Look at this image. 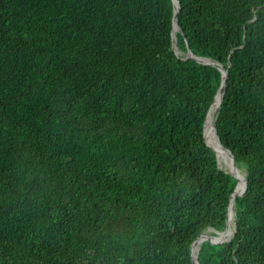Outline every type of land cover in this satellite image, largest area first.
<instances>
[{"label": "trees", "instance_id": "1", "mask_svg": "<svg viewBox=\"0 0 264 264\" xmlns=\"http://www.w3.org/2000/svg\"><path fill=\"white\" fill-rule=\"evenodd\" d=\"M177 1V49L226 71L215 128L246 178L233 237L197 260L264 264V0ZM173 16V0H0V264H192L225 229L221 73L175 53Z\"/></svg>", "mask_w": 264, "mask_h": 264}, {"label": "water", "instance_id": "2", "mask_svg": "<svg viewBox=\"0 0 264 264\" xmlns=\"http://www.w3.org/2000/svg\"><path fill=\"white\" fill-rule=\"evenodd\" d=\"M173 2H174V16H173L174 21H173V29H172V39H173V42H174V43H173V47H174V49L176 50L177 48H176V45H175L174 27H176V29H175L176 32H181V30H180V28H179V26H178V23H177V20H176V18H177V13H178V11H179V3H178L177 0H173ZM176 32H175V33H176ZM175 53L177 54L176 51H175ZM185 54H186V56H185L186 58H192V59L195 60L196 62H199V63L205 64V65L217 66L218 70L220 71V73H221V78H222V80H221V84H220V86H219V88H218V90H217V92H216V95H215V97H214V99H213V102H212V104H211V106H212L213 103H214V101L218 98V100H219V104H218V108H217V111H216L217 114H218L219 109H220V103H221L222 98H223V96H224L225 87H226V80H227L226 71L224 70V68H223L221 65H219V64H218L217 62H215V61H212V60H210V59H208V58H203V57H198V56L193 55L192 52L190 51V48L188 47L187 44H186V51H185ZM202 60H205L206 62H203ZM211 106H210V107H211ZM208 112H209V111H208ZM207 115H208V113H207ZM207 115H206V118H207ZM215 119H216V118H214V130H215V135H216V137H217V139H218V142H219V146L217 147V149L221 150V151L223 152V154L225 155V157L227 158V160L229 161V167L232 168V170H231L230 172H228V174H232V175H234V176L237 178V184H236V187H235V189H234L233 194L230 196V201H229V205H228V210H229V208L231 207V205L234 206V198H235V195H236V189H237V185H238V182H239V173H238L239 169H238V168L236 167V165L233 163V160H232V158H231L230 153H229V152H228V151H227V150L221 145V143H220V141H219V138H218L217 133H216V128H215ZM205 122H206V119H205ZM205 122H204V127H203V135H204V138H205V140H206V135H205ZM206 142H207V140H206ZM211 147H212V146H211ZM212 149L214 150L215 155H216V158H217V161H218V156H217L216 149H215L214 147H212ZM218 168H220V166H219V162H218ZM245 189H246V178H244V187H243L242 191H241L240 193H238V194H242V193L245 191ZM228 210H227V218H226V227H225V229H224L222 232H224V231L227 229V226H228ZM234 213H235V212H234ZM234 216H235V214H234ZM206 231H208V232H213L215 235H207L206 233L203 232V233L200 235V237H199L196 241H194V243L192 244V249H191V253H192V264H199V263H198V260H197L199 247H198V250H197V253H196V254H194V252H193V246H194V244H195L196 242L200 241V244H201L203 241H206V240H218V241H221V242H227V241H230V239L233 237L234 232H235V223H234V232H233L232 236H231L229 239H222V238H219L218 236H219V234L222 233V232L214 231V230L211 229V228L207 229ZM206 231H205V232H206ZM200 244H199V246H200Z\"/></svg>", "mask_w": 264, "mask_h": 264}, {"label": "bare ground", "instance_id": "3", "mask_svg": "<svg viewBox=\"0 0 264 264\" xmlns=\"http://www.w3.org/2000/svg\"><path fill=\"white\" fill-rule=\"evenodd\" d=\"M175 29H176V27H174V34L176 32ZM202 61H205V60H202ZM218 104H219V100L217 98L214 101L213 105L209 109L210 110V117H208V115H207V117H208V121L207 122H208V127H209L210 142H211V144L213 146H216L214 148L216 149V152H217L218 162L220 164V161H221V166H223L224 163H222V162H227V158L225 157V155L223 153H221V151L219 149H217V147L219 146V143H218L217 137L215 135V130H214V118H215V114H216V111H217V108H218ZM225 168H227V167L225 166ZM225 171L230 172V170H225ZM239 172H242V173H239ZM238 173H239V182H238V185H237L236 194L242 188V186L244 184V178H245V175H244L243 171L239 170ZM230 208H231V210H230ZM230 208H229V215H230L229 228L226 229L224 232L220 233L219 236H218L219 238H222V239H226L227 237H228L227 239H229L232 236L233 232H234V209H233L232 205H231ZM231 211H232V213H231ZM204 233L207 234L208 231H206ZM199 244H200V241H198L195 244L194 249H193L194 254L197 253Z\"/></svg>", "mask_w": 264, "mask_h": 264}, {"label": "rangeland", "instance_id": "4", "mask_svg": "<svg viewBox=\"0 0 264 264\" xmlns=\"http://www.w3.org/2000/svg\"><path fill=\"white\" fill-rule=\"evenodd\" d=\"M176 52H177V55L179 56V57H185L186 56V54H185V52H182V51H179L178 49H176L175 50ZM209 145L210 146H212V147H216V146H213L212 144H211V142L209 141ZM220 166H221V162H220V164H219ZM223 166L225 167V166H228L229 167V161L227 160V162H225L224 164H223ZM223 167V168H224ZM223 171H224V169H223ZM241 171H243L242 169H241ZM244 172V171H243ZM239 173H242V172H239ZM235 214V213H234ZM229 228V227H228ZM227 228V229H228ZM207 235H211V232L209 233H207Z\"/></svg>", "mask_w": 264, "mask_h": 264}]
</instances>
